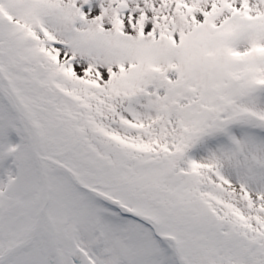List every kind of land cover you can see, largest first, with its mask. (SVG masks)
<instances>
[{
  "label": "snow or ice",
  "instance_id": "obj_1",
  "mask_svg": "<svg viewBox=\"0 0 264 264\" xmlns=\"http://www.w3.org/2000/svg\"><path fill=\"white\" fill-rule=\"evenodd\" d=\"M0 264H264V0H0Z\"/></svg>",
  "mask_w": 264,
  "mask_h": 264
}]
</instances>
